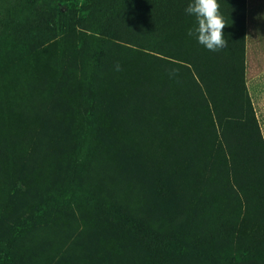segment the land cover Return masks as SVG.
<instances>
[{
    "label": "rangeland",
    "instance_id": "rangeland-1",
    "mask_svg": "<svg viewBox=\"0 0 264 264\" xmlns=\"http://www.w3.org/2000/svg\"><path fill=\"white\" fill-rule=\"evenodd\" d=\"M182 2L0 0L11 264H264L262 139L224 86L242 77L246 0H218L217 52Z\"/></svg>",
    "mask_w": 264,
    "mask_h": 264
},
{
    "label": "crops",
    "instance_id": "crops-1",
    "mask_svg": "<svg viewBox=\"0 0 264 264\" xmlns=\"http://www.w3.org/2000/svg\"><path fill=\"white\" fill-rule=\"evenodd\" d=\"M244 67L245 92L253 107L264 151V0H246Z\"/></svg>",
    "mask_w": 264,
    "mask_h": 264
},
{
    "label": "clouds",
    "instance_id": "clouds-1",
    "mask_svg": "<svg viewBox=\"0 0 264 264\" xmlns=\"http://www.w3.org/2000/svg\"><path fill=\"white\" fill-rule=\"evenodd\" d=\"M185 12L194 16L197 22V27L188 31L189 36H195L198 43L211 52L227 47L228 41L223 33L227 23L220 12L218 0H191ZM114 67L117 72L122 70L119 63ZM178 72V68L170 69L169 76L174 78Z\"/></svg>",
    "mask_w": 264,
    "mask_h": 264
},
{
    "label": "trees",
    "instance_id": "trees-1",
    "mask_svg": "<svg viewBox=\"0 0 264 264\" xmlns=\"http://www.w3.org/2000/svg\"><path fill=\"white\" fill-rule=\"evenodd\" d=\"M182 3L185 6V0H183ZM113 38L116 39V37H113ZM244 38H245V29H244ZM243 41H244V39H243ZM243 47H244V43H243ZM188 63L190 65H192L195 68V70H196V65H195L194 61H188ZM231 68L234 69V66H231ZM244 68L245 67H244V49H243L242 77L239 80L235 74L231 73V75H230L231 82L228 84V86L224 84L225 89H229L233 94H235L239 90H242V89L245 90V84H244ZM197 78H198V81L202 83L203 79H202L201 75L198 74V72H197ZM250 106L252 107L251 104H250ZM252 110H253V107H252ZM253 113H254V111H253ZM253 121L258 126L257 121H256V118ZM258 130H259V126H258ZM259 133H260V130H259ZM8 257H9V255L4 250L0 249V264H3L4 262H6L7 264H11V262L8 260Z\"/></svg>",
    "mask_w": 264,
    "mask_h": 264
}]
</instances>
